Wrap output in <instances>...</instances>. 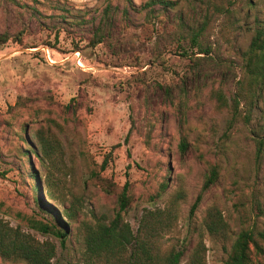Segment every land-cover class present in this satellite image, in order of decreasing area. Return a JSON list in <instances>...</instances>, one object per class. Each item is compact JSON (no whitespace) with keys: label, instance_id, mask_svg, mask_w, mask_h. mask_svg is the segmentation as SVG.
Returning a JSON list of instances; mask_svg holds the SVG:
<instances>
[{"label":"rangeland","instance_id":"374dc122","mask_svg":"<svg viewBox=\"0 0 264 264\" xmlns=\"http://www.w3.org/2000/svg\"><path fill=\"white\" fill-rule=\"evenodd\" d=\"M149 1L0 0V35L22 34V44L9 38L0 46V218L53 242V264H82V238L74 230L61 244L27 228L23 216L45 219L50 212L47 206L38 210L30 174L46 204L62 209L44 184L65 197L66 207L78 199L73 228L108 221L117 210L116 194L96 186L93 171L117 191L129 183L123 218L134 231L145 209L165 208L178 197L176 222L160 248L185 247V260L201 237L206 263L222 264L241 221L264 228V216L254 218L256 204L264 211V100L248 125L239 121L230 128L228 111H218L212 97L216 89L228 98L235 93L239 54L264 22V0H230L224 15L209 9L215 0H169L174 8L152 11L144 6ZM205 15L210 54L187 49L181 56L180 45L187 47L181 35ZM97 32L102 42L93 45ZM36 133L57 141L53 161L23 154L37 150ZM207 163L218 166L219 176L201 194ZM213 205L229 225V242L213 240L202 226ZM0 264L22 263L0 258Z\"/></svg>","mask_w":264,"mask_h":264},{"label":"trees","instance_id":"16d2710c","mask_svg":"<svg viewBox=\"0 0 264 264\" xmlns=\"http://www.w3.org/2000/svg\"><path fill=\"white\" fill-rule=\"evenodd\" d=\"M230 0H215L209 5L218 15L228 13L227 6ZM159 6L162 10L172 9L175 6L169 0H151L144 6L150 11L154 6ZM207 15L204 16L200 24H189L186 33L181 35L183 44L181 56H187V49L196 50L198 54H210L205 44L203 36ZM182 24V23H181ZM99 32V31H98ZM97 32V37L92 38L93 45L101 43V35ZM21 32L12 37L0 35V46L5 44L9 38L16 43L22 44ZM242 61L241 77L236 85L235 93L229 98L225 96L221 89L212 91V97L218 111L227 110L229 113L228 125L231 128L235 123L242 121L248 125L252 113L257 109L258 103L264 100V22L259 23L254 29L245 51L239 54ZM38 147L37 150L30 149L23 154L28 157L32 152L41 160L53 161L57 155V141L42 133H36ZM262 141H256L257 154L261 153ZM181 155L187 150V143L181 140L178 145ZM106 161L100 166V170L105 168ZM219 170L216 164L207 163V173L202 184V192L213 186L218 179ZM34 181L31 189L34 193L35 204L39 211L46 212L43 207H48L49 217L23 216V220L28 229L33 230L43 236H52L64 244L66 238L76 231L81 235L83 252L82 264H207L206 246L200 237L189 254L185 258V247H171L163 251L160 247V239L174 226L177 219L178 197H174L169 206L158 209H145L138 221V226L134 231L130 224L123 218V214L130 204L129 183L117 191V186L111 179L101 174L91 172V181L106 194H116L117 210L110 220L97 218L90 222H81L74 227L80 212V204L77 198L69 206H65L62 195L55 194L50 186L44 184L49 199L58 202L62 206L59 210L45 203L37 194L40 184L34 174L27 176ZM199 194L190 207V214H194L200 201ZM254 218L264 216L261 206H254ZM204 230L214 240L222 243L229 242L231 232L228 223L218 206L213 205L206 210L202 220ZM56 256V245L48 240L39 241L31 234L23 231L19 227H12L0 218V258L5 262H16L22 264H53ZM222 264H264V228H257L255 222L245 223L241 221V228L235 234L226 260Z\"/></svg>","mask_w":264,"mask_h":264}]
</instances>
